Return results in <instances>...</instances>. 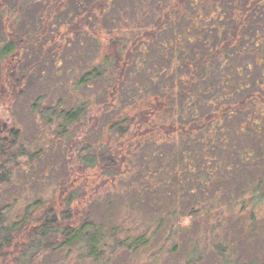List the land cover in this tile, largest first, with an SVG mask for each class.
I'll return each mask as SVG.
<instances>
[{"label":"trees","instance_id":"trees-1","mask_svg":"<svg viewBox=\"0 0 264 264\" xmlns=\"http://www.w3.org/2000/svg\"><path fill=\"white\" fill-rule=\"evenodd\" d=\"M149 2L154 3L148 6ZM120 4L134 6L126 14L140 28L129 31L117 28L116 25L125 21L121 16L125 11ZM9 5V1L0 0V35L6 33L10 38L3 43L0 61L7 59L6 76L10 74L18 86H13L11 78L9 85L20 88V92L23 90L20 86L32 76L31 67L27 76V69L24 72L18 59L12 61L11 58L15 53L21 54L22 50L32 48L28 30L35 33L40 23L48 22L56 30L45 41L47 49L43 51V43L38 48L37 60L44 64L59 57L69 40L86 35L87 26L94 35L95 27L99 33L105 30V39H110L114 31L129 36V40L110 43L114 57H103L98 65L109 79L115 78L111 100L117 99L118 93L128 99V102L119 104L115 119L108 123L111 132L125 141L104 148L97 155V167L107 175L112 174L113 180L119 181L125 176L123 170L130 172L133 169L139 171L137 181L144 186L142 169L149 170L153 163L147 165V162L158 159L162 162V174L155 169L150 179L157 184L175 183V188L168 194L175 204L208 193L212 199L217 194L222 201L236 200L232 191H236L239 199L247 197L253 207L264 203V125L260 127L261 131H256L252 124H244L250 100L258 98L264 102V75L259 74L254 82H249V66L242 79L244 70L230 67L227 62L229 58L231 63V58L238 55L248 54L256 61L258 56L260 59L264 56V0H41L37 8L48 11L46 15L51 23L40 20L38 24V18H35L31 28H23L24 36L26 34L29 38L25 41L17 33L20 31L18 27L15 29L16 19L11 23ZM112 10L118 12L119 22L109 17ZM63 11H66L67 20L55 24L54 16ZM107 24L111 27H105ZM148 50L153 55L146 58ZM40 53H44L46 59L41 58ZM224 53L226 57L222 58ZM220 57L225 63L219 60ZM156 60L158 67L165 68L155 70L153 63ZM231 73L240 78L236 83L232 82ZM100 74L97 70L87 71L78 84L87 85ZM140 75L146 77L145 82H139L137 76ZM202 83L206 84L205 89L199 86ZM252 86L259 92L248 93L236 100L237 95H243L242 92ZM215 89L231 90L221 98L223 102H218L213 94ZM205 106L217 109L201 111ZM140 107L143 110H138ZM161 111L169 114L170 125L166 127L156 124L159 121L157 112ZM79 113V108H72L60 115L66 125H72L79 119ZM134 114L153 125L156 132L161 131L155 134L131 132ZM17 134L18 131L12 129L7 137H0V186L9 182V161L29 158L18 145ZM126 141L128 147H124ZM83 159L87 160V156ZM89 161V166H94ZM234 165L241 166V170L226 182L220 173L234 169ZM188 167L194 168V172L187 173ZM73 198L62 193L57 198L61 200L59 203L35 201L29 205L30 208L34 206L32 209H26L20 217L12 220L7 219L5 212L10 207H0V263L18 261L16 263L25 264L34 245L44 252L81 248L88 257L98 259L109 240L114 241L116 247L132 253L150 241L144 236L115 238L114 228L108 227L109 218L106 212L98 210L99 206L97 212H87L84 220L71 216ZM191 214V217H197L193 210ZM197 248L194 244L192 253L198 252ZM258 260L255 257V261Z\"/></svg>","mask_w":264,"mask_h":264},{"label":"rangeland","instance_id":"rangeland-1","mask_svg":"<svg viewBox=\"0 0 264 264\" xmlns=\"http://www.w3.org/2000/svg\"><path fill=\"white\" fill-rule=\"evenodd\" d=\"M2 1L10 2L7 8L10 10L11 23L16 19L15 29L18 27L20 30L15 32L20 34L24 41L30 38L32 42L30 50L26 48L17 56L18 63L24 66V72L27 69V76L31 67L32 76H28L25 84L20 86L22 92L20 88L9 85L8 80L11 78L13 86L15 84L18 86L10 74L6 76L7 59L0 61V124H2L0 137H7L12 129L18 131V145L29 157L28 159L19 157L16 161L8 162L9 182L0 186V207H10L5 211L7 219L20 217L26 209L34 207L30 208L29 205L35 201L59 203L61 200L57 198L64 193L66 197L74 196L71 216H78L80 220H84L90 210L106 212L105 215L109 219L108 223H105L110 229L114 228L112 231L118 240L125 236H144L150 240L144 248L133 253L126 248L116 247L114 241L109 240L102 248L98 259L88 257L81 248L44 252L36 249L34 245L32 253L28 255L30 259L24 261L25 264H263L264 203L253 207L246 200L247 197L239 199L236 191H232L236 200L230 198L222 201L217 194L212 199V195L208 193L197 194V198L189 197L175 204L170 201L168 195L175 188V183L157 184L154 183V179H150L155 169L162 174L163 169L160 167L162 162H158V159L147 162V165L153 163L149 170L142 169L145 179L141 180L144 186H140L137 181L139 171L130 169L128 172L122 168L125 176L116 181L113 180L112 174L107 175L97 167V155L104 148H111L125 141V138L118 139L111 132L108 123L115 119L119 104L128 102V99L125 100L119 93L117 99L111 100L110 93L115 78L109 79L107 73L102 72L98 65L101 64L103 57H114V48L110 43L129 40V36L114 31L110 39H105L103 38L105 30L99 33L95 27L94 35L92 29L89 30L87 26L86 35L69 40L59 57L44 64L38 61V48L41 43L45 45L47 37L55 34L56 30L48 22L41 25L40 20L51 23L46 15L48 11L37 8L41 0ZM153 3L149 2L148 6ZM120 6L125 11L121 14L125 21L120 26L116 25L117 28L122 27L126 31L140 28L130 21L131 16L128 15L134 6L132 4ZM64 12L66 11L54 16L55 24L67 20ZM110 12L109 17L119 22L118 12L113 10ZM35 18H38L37 23H40V27H37L34 33L29 28ZM103 25L101 28L104 29ZM105 27L111 26L107 24ZM23 28L29 29V38L26 34L24 36ZM6 40H10L6 33L4 36L0 35V50ZM47 46L45 45L43 51ZM114 47L118 49V46ZM152 53L148 50L146 58L152 56ZM43 54L40 53V56ZM224 55L225 53L221 57L225 58ZM41 58L46 59L44 55ZM254 60L253 56L247 54L234 56L231 63L228 58L227 62L230 67L235 69L239 67L244 72H248L249 66L248 81L254 82L259 74L264 75V56L261 59L258 56L257 61ZM221 61L225 63L224 59ZM155 62L153 63L155 70L165 68L157 66L158 60ZM92 70H97V73L101 74L91 79L87 85H79L78 81L82 75ZM246 72L242 74V79ZM235 75L233 73L230 75L233 83L240 79ZM137 78L139 82L146 81L145 76L140 75ZM165 81L168 83V80ZM199 86L202 89L206 88L205 83ZM249 88L242 92L243 95H237L236 100L247 96L248 93L259 92L254 86ZM230 90L215 89L216 93L213 94L218 102H223L221 98L230 93ZM158 95L157 93L156 96ZM247 107H250V115H247L244 124L246 126L252 124L254 130L261 131L260 127L264 125V102L255 98L250 100ZM72 108H79V119L72 125H66L60 113ZM139 109L143 110V107ZM216 109L217 107L205 106L201 111ZM134 115L132 117L134 121L130 125L133 129L131 132L135 134L156 132L153 125ZM157 115H159L157 125H164L163 127L170 125L169 114L161 111L157 112ZM126 146H129L127 141L124 144V147ZM86 156L87 160H84ZM89 160L94 166H89ZM229 160L232 161L231 158ZM246 165L251 166L250 163ZM240 170L241 166H235L234 169L229 168L220 174L227 182ZM188 172L193 173L194 168L188 167ZM191 210L197 217H191ZM250 216L255 221L254 224ZM194 244L198 246L200 255L196 251L192 253ZM255 257L259 260L255 261ZM16 262L13 264H21Z\"/></svg>","mask_w":264,"mask_h":264},{"label":"flooded vegetation","instance_id":"flooded-vegetation-1","mask_svg":"<svg viewBox=\"0 0 264 264\" xmlns=\"http://www.w3.org/2000/svg\"><path fill=\"white\" fill-rule=\"evenodd\" d=\"M17 56H19L18 53H15L14 56L11 58L12 61L17 60ZM0 126H2V124H0Z\"/></svg>","mask_w":264,"mask_h":264}]
</instances>
